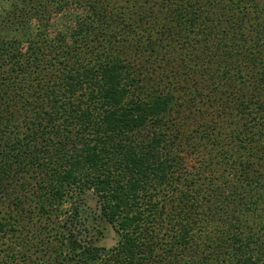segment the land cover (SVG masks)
Listing matches in <instances>:
<instances>
[{"label": "trees", "instance_id": "16d2710c", "mask_svg": "<svg viewBox=\"0 0 264 264\" xmlns=\"http://www.w3.org/2000/svg\"><path fill=\"white\" fill-rule=\"evenodd\" d=\"M2 1L0 264H264V0Z\"/></svg>", "mask_w": 264, "mask_h": 264}, {"label": "rangeland", "instance_id": "374dc122", "mask_svg": "<svg viewBox=\"0 0 264 264\" xmlns=\"http://www.w3.org/2000/svg\"><path fill=\"white\" fill-rule=\"evenodd\" d=\"M2 5H0V15L4 18L0 17V33H3L2 31L9 32L10 31V37H14L19 31L20 33H23L24 31L21 24H18V18H15L14 16L9 18L6 17V11L10 9V5L7 1H2ZM4 9H7L3 12ZM85 7L80 8L77 7L71 0H68V4L66 6H63V11L61 13L52 14L50 19V26H49V35L53 36L57 32H62L65 34H68L71 30V28L75 25V22L77 19H81L85 17ZM35 24V21H32L29 26H33ZM2 26V27H1ZM27 26L23 27L25 30ZM26 45V44H24ZM189 165H197L196 159L194 157H190L188 159ZM90 207H92V211L94 213H99V206L95 204L94 200H90ZM94 220V219H93ZM94 226H91V232L92 236L95 238V243L97 245L110 247L113 244H115L117 240V234L114 231V229L111 227L109 223L106 221L95 219L94 220ZM97 221V222H96ZM0 239H5V237ZM98 239V240H97ZM8 241V240H5ZM23 242V241H22ZM20 242V246L24 249V244ZM26 242V241H24ZM32 255H33V247H32Z\"/></svg>", "mask_w": 264, "mask_h": 264}]
</instances>
